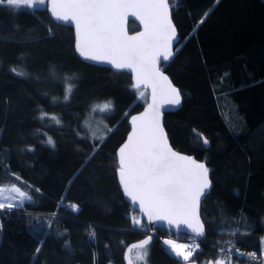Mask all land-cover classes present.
<instances>
[{"label":"trees","instance_id":"1","mask_svg":"<svg viewBox=\"0 0 264 264\" xmlns=\"http://www.w3.org/2000/svg\"><path fill=\"white\" fill-rule=\"evenodd\" d=\"M169 2L179 42L162 69L183 101L178 110L164 114L163 124L172 147L204 161L212 181L201 204L206 237L192 260L215 261L233 230H238L235 245L242 252L260 256L264 0ZM47 8L0 6V184L20 183L28 190L26 181L33 186L34 201L0 212V264H124L127 246L149 235V228L133 226L127 215L132 207L117 183L116 151L129 131V117L146 100L138 97L129 73L80 60L73 30L54 22ZM138 29L130 22V31ZM13 67L26 75L11 72ZM69 84L71 96L64 101ZM107 100L114 104L112 114L92 113L93 104ZM42 113L58 116L61 124L41 120ZM88 117L115 128L103 144L95 141L94 155L84 125ZM48 137L55 147L46 143ZM72 204L79 205L78 212ZM169 235L175 234L157 229L148 264L182 262L162 244L160 237ZM38 241L44 243L37 256ZM237 264L250 261L242 257Z\"/></svg>","mask_w":264,"mask_h":264},{"label":"snow or ice","instance_id":"2","mask_svg":"<svg viewBox=\"0 0 264 264\" xmlns=\"http://www.w3.org/2000/svg\"><path fill=\"white\" fill-rule=\"evenodd\" d=\"M45 4L49 5L48 10L54 20L74 24L75 50L81 57L107 62L117 70H130L134 74L133 88L139 92L140 98H144L148 89L151 90V103L144 112L131 117L132 131L118 150L119 183L124 195L140 213V216L130 217L133 226L143 228L142 217H146L149 224L166 222L177 230L183 226L192 234L191 243H178L172 239L164 240L163 243L183 264H194L192 258L200 249L196 238L205 236L200 202L212 187V181L206 163L173 150L163 125L164 106H178L182 101L180 89L160 68L162 60L167 62L173 58V44L179 42L177 28L172 20V5L169 0H0V6L9 9H32ZM130 15L142 23L143 31L135 35L128 34L126 21ZM10 71L18 76L26 75L15 67ZM72 87L69 84L66 88L64 101L70 99ZM91 111L112 114L114 104L111 100L95 103ZM48 115L42 113L40 119ZM50 118L56 125L61 124L58 116ZM84 125L91 132L94 155L97 150L95 141L103 144L115 128L105 124L106 131L97 136L87 120ZM202 142L209 143L206 137H202ZM46 143L55 147L51 137ZM5 175L14 176L18 182L22 180L15 173L6 172ZM23 183L28 190H24L20 183L0 184V212L23 208L26 201L34 202L30 194L33 186L26 181ZM35 191L40 192V189L36 188ZM69 207L74 212L79 211L77 204ZM51 225L52 220L49 219L47 227L51 228ZM2 230L3 223H0ZM237 231L233 230L229 235L235 236ZM89 235L94 239L96 234L91 231ZM151 240L152 236L149 235L129 247L127 264H136L137 261L147 264ZM38 243L40 246L35 250L37 256L44 241ZM226 243L228 247L220 248L219 257L208 264H233V255L237 258L247 257L250 264H264V245L258 256L256 252L245 253L236 249L235 241Z\"/></svg>","mask_w":264,"mask_h":264},{"label":"water","instance_id":"3","mask_svg":"<svg viewBox=\"0 0 264 264\" xmlns=\"http://www.w3.org/2000/svg\"><path fill=\"white\" fill-rule=\"evenodd\" d=\"M48 8H49V5H48ZM48 8H47V12H48V15L50 16V18L54 21V22H56V23H58V24H61V25H65V26H68V27H70L72 30H73V34H74V50H75V27H74V24L73 23H65V22H61V21H56V20H54L53 18H52V16H51V13H50V11L48 10ZM130 22H134L135 24H137L138 26H139V29L138 30H136V31H130L129 30V24H130ZM174 23V22H173ZM126 28H127V31H128V34L129 35H135L137 32H140V31H143V25H142V23H140V21L138 20V19H136L135 17H133V16H129V18H128V20L126 21ZM178 32V31H177ZM178 37H179V34H178ZM178 43H174L173 44V50L175 49V47H176V45H177ZM75 53H76V55L78 56V58L80 59V60H82L83 62H86V63H88V64H92V65H95V66H100V67H106V68H109V69H111L112 71H114V72H127V73H129L130 74V76H131V82H132V85L134 84V74L130 71V70H117V69H115L111 64H109V63H107V62H97V61H92V60H87V59H85V58H83V57H81L79 54H78V52L75 50ZM173 58H174V56H173ZM173 58H171L169 61H167V62H163V60L161 61V63H160V68H161V70L162 71H164L163 69H162V66L165 64V63H169ZM164 73H165V75H167L168 76V74L164 71ZM169 77V76H168ZM169 79H170V77H169ZM171 80V79H170ZM172 81V80H171ZM173 83V82H172ZM173 85L175 86V87H177L174 83H173ZM178 88V87H177ZM179 89V88H178ZM148 96H147V100H146V102H145V104L143 105V107H142V109L140 110V111H138V112H136V113H133L130 117H129V131H128V133H127V135H126V138H125V140L121 143V145L117 148V151H116V156H117V159H118V150H119V148L122 146V144L124 143V142H126V140H127V137H128V134L132 131V126H131V117L132 116H136V115H139V114H141L142 112H144L145 111V109L147 108V106H148V104L149 103H151V90L150 89H148ZM183 101V100H182ZM182 101H181V104L180 105H178V106H174V105H165L164 106V108H163V120H164V114L166 113V112H174V111H176V110H178L181 106H182ZM164 125V124H163ZM165 129V128H164ZM166 131V130H165ZM170 143V142H169ZM171 145V144H170ZM171 147H172V145H171ZM173 148V147H172ZM173 150H175V151H177L176 149H174L173 148ZM177 152H179V151H177ZM179 153H181L182 155H186V156H191V157H193L195 160H197V161H200V162H204V161H201V160H198V159H196L194 156H192V155H189V154H186V153H183V152H179ZM205 163V162H204ZM208 167V166H207ZM209 177H210V172H209ZM116 179H117V183H118V186H119V189L123 192V190H122V187H121V185H120V183H119V178H118V170H117V173H116ZM211 179V178H210ZM212 188V187H211ZM211 188L207 191V193H206V195L210 192V190H211ZM124 194V193H123ZM206 195L204 196V197H202L201 198V202H200V216H201V204H202V201L204 200V198L206 197ZM124 199L126 200V202L137 212V213H139V211L138 210H136L135 209V207L130 203V201H129V198H127L125 195H124ZM140 214V213H139ZM202 219V218H201ZM142 220H143V222L148 226V228H149V235H151L152 236V240H151V242H150V244L153 242V238H154V235H156V230L157 229H164V230H168V231H171V232H173V233H178V234H183V235H185V236H188V237H192V234L186 229V228H184L183 226H181V228L179 229V230H177L176 229V227L175 226H169V225H167V223L166 222H156V223H154V224H149L148 223V221H147V219H146V217H142ZM149 235H147V236H149ZM146 236V237H147ZM146 237H144L143 239H145ZM206 237V231H205V236L204 237H198V238H196L198 241H200V240H202V239H204ZM143 239H141V240H143ZM141 240H139V241H141ZM139 241H137V242H135V243H132V244H130V245H128L127 246V248H126V250H125V253H124V264H127V255H128V248L129 247H131L133 244H136V243H138ZM149 244V245H150ZM148 245V246H149ZM180 264H183V262H181ZM194 264H201V263H198V262H196V261H194Z\"/></svg>","mask_w":264,"mask_h":264},{"label":"rangeland","instance_id":"4","mask_svg":"<svg viewBox=\"0 0 264 264\" xmlns=\"http://www.w3.org/2000/svg\"><path fill=\"white\" fill-rule=\"evenodd\" d=\"M40 6H44V5H37L36 7H40ZM33 9V8H32ZM137 95H138V97H139V92L137 91ZM147 96H148V92L146 91L145 92V96H144V98H140V99H142V100H147ZM101 103V102H100ZM97 114H102V113H100L99 111H97L96 112ZM41 116V115H40ZM52 115H48L47 117H45L43 120H49V123L50 124H55V122L50 118ZM88 122H89V124L91 125V129L92 130H94V131H96L97 132V136H100L102 133H104L105 131H106V129H105V127H104V125H105V123H103V121L102 120H100V119H96V118H93V117H88L87 119H86ZM90 135H91V132H90ZM27 202V201H26ZM147 229V225H145L144 224V227L143 228H140V230H142V231H144V230H146ZM155 236H157V233H156V235H154V237ZM160 239H161V241H162V244L165 246V248L172 254V255H174L171 251H170V249H169V247L167 246V245H165L164 243H163V241L164 240H168V239H172V240H176L178 243H191L192 241L190 240V239H188V238H186L185 236H179V237H177V236H175V235H169V236H166V237H160ZM198 243V242H197ZM262 245H264V239H262ZM135 249L133 250V256H135ZM175 256V255H174ZM176 257V256H175ZM177 258V257H176ZM177 259H179V258H177ZM180 260V259H179ZM136 263H140V264H143V262H140V261H137ZM148 264V263H147Z\"/></svg>","mask_w":264,"mask_h":264},{"label":"built area","instance_id":"5","mask_svg":"<svg viewBox=\"0 0 264 264\" xmlns=\"http://www.w3.org/2000/svg\"><path fill=\"white\" fill-rule=\"evenodd\" d=\"M128 215V217H131V216H133V215H135V216H138V214H136V213H134L132 210H130L129 211V213L127 214ZM177 237H179V235L178 234H175ZM236 239H237V237L236 236H227L225 239H224V244L223 245H221L220 247H219V249L220 248H227L228 247V244L226 243V241H230V240H232V241H236ZM234 247L236 248V249H240V248H238L236 245H234ZM240 251L242 252V250L240 249ZM245 252V251H244ZM245 253H247V252H245ZM259 256V255H258ZM237 256L236 255H233L232 256V260H233V264H237Z\"/></svg>","mask_w":264,"mask_h":264},{"label":"bare ground","instance_id":"6","mask_svg":"<svg viewBox=\"0 0 264 264\" xmlns=\"http://www.w3.org/2000/svg\"><path fill=\"white\" fill-rule=\"evenodd\" d=\"M157 231V230H156ZM168 231V230H167ZM168 232H171V231H168Z\"/></svg>","mask_w":264,"mask_h":264}]
</instances>
